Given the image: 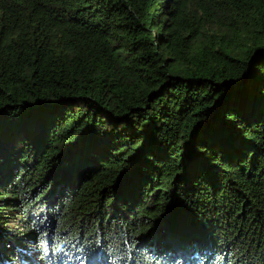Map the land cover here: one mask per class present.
<instances>
[{
	"label": "trees",
	"instance_id": "trees-1",
	"mask_svg": "<svg viewBox=\"0 0 264 264\" xmlns=\"http://www.w3.org/2000/svg\"><path fill=\"white\" fill-rule=\"evenodd\" d=\"M0 264H264V0H0Z\"/></svg>",
	"mask_w": 264,
	"mask_h": 264
}]
</instances>
